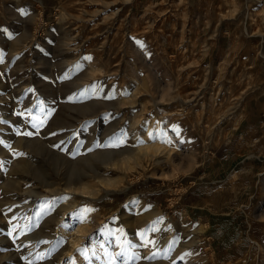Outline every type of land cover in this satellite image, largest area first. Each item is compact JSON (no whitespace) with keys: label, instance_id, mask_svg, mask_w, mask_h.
Instances as JSON below:
<instances>
[{"label":"rangeland","instance_id":"1","mask_svg":"<svg viewBox=\"0 0 264 264\" xmlns=\"http://www.w3.org/2000/svg\"><path fill=\"white\" fill-rule=\"evenodd\" d=\"M0 264H264V0H0Z\"/></svg>","mask_w":264,"mask_h":264},{"label":"bare ground","instance_id":"2","mask_svg":"<svg viewBox=\"0 0 264 264\" xmlns=\"http://www.w3.org/2000/svg\"><path fill=\"white\" fill-rule=\"evenodd\" d=\"M200 128H201V126H200ZM168 131H169V129L167 127L164 128L162 126H159L157 123H152V122L151 123H147V122H145L144 123V127L142 129V134H143V137H144V139L142 140V142H143V144L145 146L143 147V149L140 148L138 150V152L135 155H133V157L135 156L134 158L139 159V158H142L143 156H146V155H149L150 156V153L152 152V150H153V152H159V153L161 152V153L168 154L170 152V150L167 148V146L168 145H171L172 144V141H173V137L168 133ZM201 135H202V137L207 136L206 134H203V133ZM150 139H152L153 141L155 140V143L154 142L152 143V141ZM173 149H174V147H173ZM155 155H157V154H155ZM168 156H169V154H168ZM128 157H130V156H128ZM155 158L157 160L158 157H155ZM128 159H130V158H128ZM66 228H67L66 222H63V224L61 225V229H60L61 233L62 232H65L66 231L65 230ZM77 228H79L78 229L79 231L84 230V226H81V225L79 227H77ZM73 240H76V239H73ZM95 263H97V260H96Z\"/></svg>","mask_w":264,"mask_h":264},{"label":"snow or ice","instance_id":"3","mask_svg":"<svg viewBox=\"0 0 264 264\" xmlns=\"http://www.w3.org/2000/svg\"><path fill=\"white\" fill-rule=\"evenodd\" d=\"M28 135H30V133H28ZM58 147V146H57Z\"/></svg>","mask_w":264,"mask_h":264}]
</instances>
